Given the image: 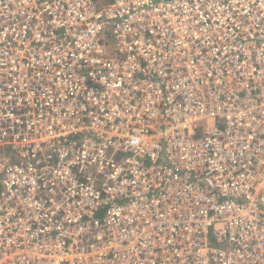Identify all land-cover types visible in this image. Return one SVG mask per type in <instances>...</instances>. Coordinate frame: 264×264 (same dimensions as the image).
I'll use <instances>...</instances> for the list:
<instances>
[{
    "label": "built area",
    "instance_id": "1",
    "mask_svg": "<svg viewBox=\"0 0 264 264\" xmlns=\"http://www.w3.org/2000/svg\"><path fill=\"white\" fill-rule=\"evenodd\" d=\"M0 264H264V0H0Z\"/></svg>",
    "mask_w": 264,
    "mask_h": 264
}]
</instances>
